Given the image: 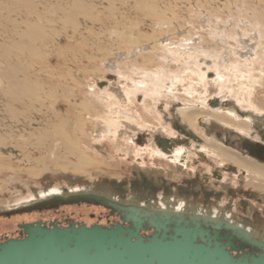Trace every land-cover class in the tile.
I'll list each match as a JSON object with an SVG mask.
<instances>
[{
  "label": "rangeland",
  "instance_id": "rangeland-1",
  "mask_svg": "<svg viewBox=\"0 0 264 264\" xmlns=\"http://www.w3.org/2000/svg\"><path fill=\"white\" fill-rule=\"evenodd\" d=\"M101 1L0 0V17L34 18L43 28L28 48L8 50L27 68L17 80L19 90H30L26 99H15L14 78L0 62V207L82 184L141 203L177 197L264 230V141L238 130L227 115L238 99L264 116V0ZM49 6H59L63 17L75 15L78 24L53 21ZM74 6L85 11L74 14ZM190 57H209L205 71L223 67L227 87L216 71L200 77ZM164 75L178 79L158 94L151 78ZM219 101L220 118L204 117L200 127L212 145L252 166L231 162L215 146L187 165L158 153L161 142L173 149L183 136L181 109L211 113ZM7 102L11 111L2 107ZM20 121L37 131L22 133L12 125ZM219 169L222 178L208 176ZM122 218L90 201L50 204L0 215V238L23 237L21 224L41 220L110 226Z\"/></svg>",
  "mask_w": 264,
  "mask_h": 264
},
{
  "label": "bare ground",
  "instance_id": "bare-ground-1",
  "mask_svg": "<svg viewBox=\"0 0 264 264\" xmlns=\"http://www.w3.org/2000/svg\"><path fill=\"white\" fill-rule=\"evenodd\" d=\"M57 1L59 0H53L52 4ZM101 2H104L103 4L112 3L108 0ZM49 9L52 13L49 15H53V21H64L71 26L78 24V17L75 19V15L63 17L62 13L58 12L59 6H49ZM74 9L76 10L74 14L81 13L85 11V6H74ZM17 19L10 16L0 17V24L3 23L5 26L1 32L6 34V37L0 36V62L3 64V71H7L14 78L10 79L9 86H12L15 93H19L13 96L20 100L21 97L26 99L28 96L26 92L30 90L25 89V93L19 90L21 86H17L19 85L17 80L26 77L28 71L24 66L17 64L16 60L14 61L11 51L8 50L9 47L20 50L24 47L28 48L34 33L36 34L43 28L40 20L36 21L29 17ZM1 37L4 38L1 39ZM242 46L249 51L246 54L252 53L251 47L245 42ZM142 49L143 47L136 49V54ZM242 55L245 56V54ZM248 55L246 56L250 61H253V57ZM190 58V61H196V64L200 65L201 68L198 71L200 77L205 78L209 72L216 71L214 75L218 77L223 88L227 87L223 67L213 70L206 68L205 71L202 68L208 66L206 62H211L209 57L204 58L203 62L197 61L194 57ZM246 65L249 66V63ZM176 76H152V82L158 87L155 92L161 94L162 88L171 89L178 79ZM1 77L5 78V75ZM245 93L249 97L250 92L243 90L241 94L244 95V100L248 101ZM234 101L236 102L235 107L227 114L232 119L230 123L237 126V129L243 133L245 131H248V134L257 133L264 141V116H260L250 102L245 108L238 99ZM202 106L206 108L207 103ZM2 107L11 111L13 104L7 102L5 105L2 104ZM222 107L219 101L212 107L213 112L211 113L201 108L181 109L182 124L179 134L183 136L175 139L176 147L173 149H171L170 141L161 142L158 153L172 161H179L183 165H187L185 161L190 157L201 156L200 151L210 155L211 151L208 146L215 145L208 141L206 132L200 124L207 116L220 118ZM240 120H244L243 122L248 123L252 128L242 124ZM12 125L24 134L37 131L36 126H32L31 122L27 121ZM112 132L116 134V130L113 129ZM215 148L221 151L220 146H215ZM221 152L233 163L253 165L245 156L236 154L230 149H223ZM223 175L222 169H219L208 176L222 178ZM84 201L95 202L113 209L114 212L123 216L122 221L110 226L100 223L88 226L80 222L62 225L56 220L23 223L20 225L23 237L0 238V264H251L250 259L248 263L244 262L242 251L254 256L253 264L264 263V230L245 225L230 214L231 212H226L224 209H206L201 205L177 199V197L163 198L159 202L141 203L132 198L124 199L109 189L98 190L89 185L76 184L67 192L49 190L19 204L0 207V215L44 205ZM129 233L132 238H129ZM163 234H171L172 238H162ZM153 235L154 237L151 238ZM201 237L206 243L201 242ZM209 241L212 243L210 246L207 244ZM71 242L73 245L70 247ZM63 248H67L70 253H75V256L69 257L68 253L63 252ZM258 254H261L260 258ZM240 257L243 258L242 261Z\"/></svg>",
  "mask_w": 264,
  "mask_h": 264
},
{
  "label": "water",
  "instance_id": "water-1",
  "mask_svg": "<svg viewBox=\"0 0 264 264\" xmlns=\"http://www.w3.org/2000/svg\"><path fill=\"white\" fill-rule=\"evenodd\" d=\"M25 228H26V226H24ZM156 230V229H155ZM123 236H124V234H122ZM154 237V235L151 237V238H153ZM166 237H170V238H172V235L171 234H169V235H165V234H163L162 235V238H166ZM129 238H132V235H131V233H129ZM147 239H149V238H147ZM196 239V238H195ZM195 239H194V241H195ZM201 239V242L202 243H206L205 242V239L203 238V237H201L200 238ZM215 244H216V241L214 242ZM207 244L210 246L212 243H211V241H209V242H207ZM73 245V242H71V244H70V247ZM70 247L68 246V248L70 249ZM108 247L110 248V245H108ZM231 247H233V245H231ZM75 248V247H74ZM234 248V247H233ZM118 250H119V247L117 248ZM63 252L64 253H68L67 255L70 257V256H75V253H70V252H68L67 250V248H63ZM76 252V251H75ZM96 253V252H95ZM242 253H243V255H244V258H245V260H244V262L245 263H248L249 262V259L251 260V264H253L254 263V256H251V255H248L246 252H244V251H242ZM240 255V254H239ZM239 255H238V257H239ZM258 256H259V258L261 257V254H258ZM243 260V258H241L240 257V261H242ZM264 264V263H263Z\"/></svg>",
  "mask_w": 264,
  "mask_h": 264
},
{
  "label": "flooded vegetation",
  "instance_id": "flooded-vegetation-1",
  "mask_svg": "<svg viewBox=\"0 0 264 264\" xmlns=\"http://www.w3.org/2000/svg\"><path fill=\"white\" fill-rule=\"evenodd\" d=\"M56 220V219H55ZM57 221V220H56Z\"/></svg>",
  "mask_w": 264,
  "mask_h": 264
}]
</instances>
